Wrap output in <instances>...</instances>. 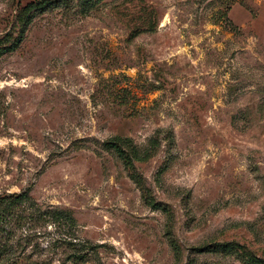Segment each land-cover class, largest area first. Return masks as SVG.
Returning a JSON list of instances; mask_svg holds the SVG:
<instances>
[{
  "label": "rangeland",
  "instance_id": "374dc122",
  "mask_svg": "<svg viewBox=\"0 0 264 264\" xmlns=\"http://www.w3.org/2000/svg\"><path fill=\"white\" fill-rule=\"evenodd\" d=\"M0 264H264V0H0Z\"/></svg>",
  "mask_w": 264,
  "mask_h": 264
},
{
  "label": "trees",
  "instance_id": "16d2710c",
  "mask_svg": "<svg viewBox=\"0 0 264 264\" xmlns=\"http://www.w3.org/2000/svg\"><path fill=\"white\" fill-rule=\"evenodd\" d=\"M117 139H119V136L116 137ZM109 143L115 147V149L120 153V155H122L125 163L127 165L130 164L131 160H130V157H127L125 154H124V150L123 148H121L120 144L117 142V140H110ZM20 195L19 194H16L15 198H19Z\"/></svg>",
  "mask_w": 264,
  "mask_h": 264
}]
</instances>
